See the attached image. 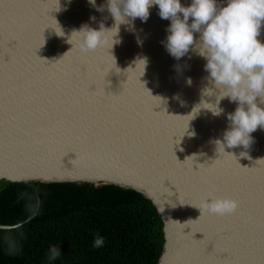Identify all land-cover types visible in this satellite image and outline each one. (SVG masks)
<instances>
[{
	"label": "water",
	"instance_id": "obj_1",
	"mask_svg": "<svg viewBox=\"0 0 264 264\" xmlns=\"http://www.w3.org/2000/svg\"><path fill=\"white\" fill-rule=\"evenodd\" d=\"M107 3L0 0V181L138 192L162 221L157 264H264V128L223 149L238 102L219 100L207 60L170 54L158 5L121 23ZM101 24L105 44L82 51L78 32ZM210 195L239 207L210 214Z\"/></svg>",
	"mask_w": 264,
	"mask_h": 264
},
{
	"label": "trees",
	"instance_id": "obj_2",
	"mask_svg": "<svg viewBox=\"0 0 264 264\" xmlns=\"http://www.w3.org/2000/svg\"><path fill=\"white\" fill-rule=\"evenodd\" d=\"M18 222L0 230V264H157L163 250L152 203L114 185L0 181V225Z\"/></svg>",
	"mask_w": 264,
	"mask_h": 264
},
{
	"label": "clouds",
	"instance_id": "obj_3",
	"mask_svg": "<svg viewBox=\"0 0 264 264\" xmlns=\"http://www.w3.org/2000/svg\"><path fill=\"white\" fill-rule=\"evenodd\" d=\"M90 3L98 11L103 10L104 6H96L95 0H90ZM153 5H158L161 19L171 20L166 44L170 54L179 59L195 45L198 54L207 60L205 70L220 90L219 100L228 97L238 102L235 112L228 115L231 127L224 133V143H216L223 149L238 146L247 149L252 141L250 134L258 127L264 128V107L257 104L258 97L259 103L264 104V43L258 38L264 24V0H227L223 7L218 6L217 0H192L189 6H183L181 0H108L107 3L115 21L121 17V23L126 17L133 20L139 17L146 21ZM189 18H192L191 23ZM108 31L111 30H105L103 24L99 31L85 26L78 32L83 34L81 50L87 52L102 47ZM194 33H201L198 41ZM222 112L223 109L216 106L213 113L220 115ZM240 155L247 154L241 152ZM238 207V201L233 198L211 195L203 204L208 213L217 216L232 214ZM21 227L19 222L0 225V229L6 232ZM103 242L102 238H97L95 246L99 247ZM50 252V260H55L60 254L55 247Z\"/></svg>",
	"mask_w": 264,
	"mask_h": 264
}]
</instances>
